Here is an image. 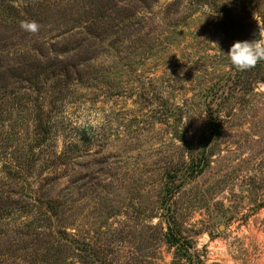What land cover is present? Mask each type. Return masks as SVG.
<instances>
[{"label":"rangeland","instance_id":"1","mask_svg":"<svg viewBox=\"0 0 264 264\" xmlns=\"http://www.w3.org/2000/svg\"><path fill=\"white\" fill-rule=\"evenodd\" d=\"M260 25L264 0H0V264H264V61L227 58Z\"/></svg>","mask_w":264,"mask_h":264},{"label":"clouds","instance_id":"2","mask_svg":"<svg viewBox=\"0 0 264 264\" xmlns=\"http://www.w3.org/2000/svg\"><path fill=\"white\" fill-rule=\"evenodd\" d=\"M21 27L35 29L34 25L28 24H22ZM253 36L251 40L234 42L227 52L229 62L237 70H247L264 61V26L260 25L258 32H254Z\"/></svg>","mask_w":264,"mask_h":264},{"label":"trees","instance_id":"3","mask_svg":"<svg viewBox=\"0 0 264 264\" xmlns=\"http://www.w3.org/2000/svg\"><path fill=\"white\" fill-rule=\"evenodd\" d=\"M209 130H210L211 135H212L213 133H215V132L218 130V123L216 122V120H210ZM57 201H58V200H57ZM57 201H55L54 203H56ZM50 207H51V205H50ZM53 208H54V207H53ZM53 208H52V209H53ZM54 210H55V209H54ZM172 233H173V232H172ZM173 235H174V237H171V239H173L175 243H176V242H179V241H180L179 236H178L177 234H173Z\"/></svg>","mask_w":264,"mask_h":264}]
</instances>
